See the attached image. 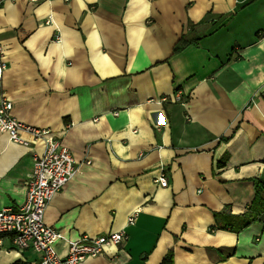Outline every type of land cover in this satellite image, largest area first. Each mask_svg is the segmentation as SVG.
Instances as JSON below:
<instances>
[{
    "label": "crops",
    "instance_id": "0c3cea01",
    "mask_svg": "<svg viewBox=\"0 0 264 264\" xmlns=\"http://www.w3.org/2000/svg\"><path fill=\"white\" fill-rule=\"evenodd\" d=\"M0 50V104L78 167L45 211L60 256L124 230L79 264H264V0L4 1ZM22 138L0 132V210L23 205L45 148Z\"/></svg>",
    "mask_w": 264,
    "mask_h": 264
},
{
    "label": "built area",
    "instance_id": "2783aa9c",
    "mask_svg": "<svg viewBox=\"0 0 264 264\" xmlns=\"http://www.w3.org/2000/svg\"><path fill=\"white\" fill-rule=\"evenodd\" d=\"M4 1L14 0H0V6ZM24 1L36 4L48 0ZM5 69L6 63L0 59V76ZM12 108L9 100L1 102L0 132L8 134L10 140L18 144H26L22 134H28L36 141L42 140L45 148L43 153L34 155L23 205L18 209L9 207L0 210V248H4L5 242L9 241L19 251H35L39 255L38 264H79L102 255L106 247L120 245L126 239L124 230L100 237L83 236L69 243L67 255L57 253L55 246L62 239V234L45 223V211L53 197L76 175L78 167L72 153L50 129L17 120L11 114ZM156 182L161 187L168 186L164 175ZM136 217L137 213L132 214L128 225H133Z\"/></svg>",
    "mask_w": 264,
    "mask_h": 264
},
{
    "label": "trees",
    "instance_id": "16d2710c",
    "mask_svg": "<svg viewBox=\"0 0 264 264\" xmlns=\"http://www.w3.org/2000/svg\"><path fill=\"white\" fill-rule=\"evenodd\" d=\"M191 30H193V27H191ZM195 42H197L196 40H194V39H191V38H188V37H183L181 40H180V42L176 45V47H175V53H178V52H180V51H182V50H184L187 46H189V45H192V44H194ZM257 204H258V202H257V200L253 203V206H252V208L254 207V206H257ZM251 209V208H250ZM249 209V210H250ZM249 213H252V211L250 210V212ZM256 218H258V216H256V215H252V214H247V215H245V216H241L240 217V219H241V221H242V225L240 226V228H242V227H246L252 220H255ZM168 260L166 259V262H167Z\"/></svg>",
    "mask_w": 264,
    "mask_h": 264
}]
</instances>
